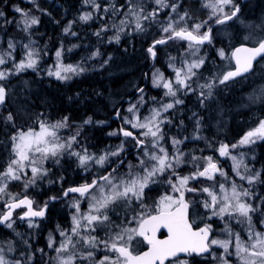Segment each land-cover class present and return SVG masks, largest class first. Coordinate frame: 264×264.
<instances>
[{"label":"snow or ice","instance_id":"snow-or-ice-1","mask_svg":"<svg viewBox=\"0 0 264 264\" xmlns=\"http://www.w3.org/2000/svg\"><path fill=\"white\" fill-rule=\"evenodd\" d=\"M85 4H90L96 10L102 7L97 0H85ZM154 4L156 7L151 11H146L143 0H125V3L119 6L112 4L111 24H102L100 30L94 34L100 37L103 32L115 29L116 34L109 42L118 43L120 33L124 32L125 28L132 26L135 32H144V22H156L160 13L165 8H170L168 22L161 25L159 38L153 40L147 52L155 60L158 46H178L183 50L179 67L176 65L177 57H169L168 67L174 74L173 78H166L159 69L153 75V87L163 89V97L172 98L171 101L159 102L160 107H153L148 115L142 116L140 109L144 97L141 95L139 103L130 104L127 108L128 116L121 117V113L117 111V118H121L122 123L128 127H121L118 132H109L108 135H123L125 141L115 150L98 157L89 154L86 149L83 152L74 149L73 145L78 143L79 131L67 139L58 134L61 129L69 127V118L66 116L49 123L41 113L32 120V125L28 126L27 130L23 127L16 128L12 112L0 118L16 128L10 136L8 159L5 164L0 165V225L14 230L13 225L16 219H19L27 221L29 228L38 227L37 218H45L49 201L61 198L51 196L49 201H45L41 206L27 195L31 186H36L48 176L45 163L50 159L58 164L64 155L75 157L78 166L88 172L93 165L104 168L110 157H120L124 152V143L130 139L134 141L133 147L137 150V163L130 165L127 173L119 175L116 168L110 171L106 169L91 182L62 191L65 198L76 194L79 199L72 204L75 211L71 216V227L59 229L62 239L58 246L52 235H49L47 247L56 253L50 260H54L55 264H78L80 261H92V264H188L182 254H207L212 255L221 264H264V231L254 230L252 224L253 214L260 212L264 215V205L256 206L246 202L244 198H252L250 190L238 186L234 181L230 182L222 164L213 156L193 154L189 159L177 147L183 141L175 137L171 139L174 150L169 152L164 146L166 141L163 130L165 124L171 123L163 114L184 102L178 97V93L186 95L196 92L198 88L200 103L203 105L204 101L213 95L217 83L226 84L249 72L257 58L264 59V35L250 34L245 37L246 40L252 41V46L241 44L231 51L230 56L223 49L218 50V56L221 60L228 61L229 67L214 75L211 80L198 83V80L203 78L199 75V70L205 64V59L200 56L201 48L212 43V27L209 21H214L216 25L226 24L237 17L240 6L235 0H203L202 7L208 10V19L189 24L188 21L192 18L187 12L178 14L177 4L169 3V0H154ZM110 9L103 7V12L108 13ZM14 10L23 17L24 31L27 32L39 23L38 18L30 16L22 8L16 7ZM173 13L177 15L174 17ZM3 15L4 13L0 12V16ZM79 19L88 22L93 16L92 13H84ZM99 19L104 20L105 17L100 16ZM70 28L71 24L64 29L65 34L70 33ZM261 28L264 31V26ZM202 29L205 30L201 31ZM70 34L76 35L75 32ZM25 47L29 50L23 60L13 63L11 69L0 70V81L27 69L36 70L38 53L28 45ZM8 48L14 50L15 45L9 42ZM62 55V51H56L57 62L54 68L48 70L49 76L66 81L85 70L80 65L63 64ZM98 55V51L92 53L93 58ZM188 56L193 59H187ZM9 59H12L11 52L0 55V65L7 64ZM232 63L234 67H231ZM138 91L142 94L144 90L141 88ZM6 98L7 89L0 84V105L5 104ZM84 123H91V119L85 120ZM258 141H264V119L245 132L237 143H221L216 149L220 158L233 161V175L240 181H247L249 185L254 184L260 174H242L240 168L243 161L232 155V150L256 144ZM118 163L122 165L123 159ZM185 165L192 169L187 175L180 171ZM12 182L23 183L25 193L14 194L9 191ZM154 184H167V188L163 195L148 204L146 189H150ZM81 200L87 202V211L82 210ZM199 207L204 209V213L195 211ZM20 209L23 211H18ZM195 217H199L201 221L205 217L208 221L213 218L221 220L227 238H213V225L204 222L203 226H200ZM233 221L248 225L246 240L241 233L233 231ZM261 226L264 227V221H261ZM101 230L105 231V238L100 237ZM2 243L0 242V245ZM142 244L147 246L146 250H138ZM81 247L85 251H81ZM213 247L222 249V254L216 256L212 251ZM93 250L103 251L104 255L94 259ZM8 251H15L10 243ZM40 251L44 252L43 249ZM0 264H24V261L9 260L4 254V247L0 246Z\"/></svg>","mask_w":264,"mask_h":264},{"label":"trees","instance_id":"trees-1","mask_svg":"<svg viewBox=\"0 0 264 264\" xmlns=\"http://www.w3.org/2000/svg\"><path fill=\"white\" fill-rule=\"evenodd\" d=\"M3 1L4 0H0V12L4 13V17L0 16V48H6L7 44H5V41L9 40V42H12L17 48L15 52L16 56L21 50L25 51V36L33 38L36 46L41 50L40 55L46 52L53 55V52L58 46L59 48L62 47L65 52L69 51L71 45L66 42L68 37L59 35V30L61 31L62 27L71 19L78 21L76 17H78L79 14L81 15V9L86 7L81 0H69L68 2L39 0L35 4L22 3L19 0ZM99 4L102 6L100 10L91 9L93 16L92 20L88 22L78 21V28H81L83 31H89V34L83 33L80 35L81 43L85 44L81 45L80 43L79 46V51L81 50L84 53L80 60L81 67L85 70L80 73L79 76H74L68 81H60L45 74V69L42 67L43 61H41L40 71L24 72L16 76V80L24 79L32 81L28 85L31 86L35 94L32 95L27 93L25 91L27 89L26 86L19 88L16 94H18V96L23 94L22 96L25 97V100L21 101L17 99L16 105H14L16 107H14L12 106V101L14 100L13 97L17 95H11L9 93L6 104L0 107V118L6 117L9 112H12L15 117L16 128L23 127L25 130L28 126L32 125V120L41 113L43 114V118L48 122L54 118L62 119L66 116L69 118L68 128L71 135H74L75 131H79L80 135L85 137L84 141H86L87 146L85 145L84 147L87 152L91 150L90 147H95V149L93 148L91 150V153L96 152V154H99L101 149H103V151L106 149L105 144L117 142L114 136H108V131L106 130L108 116L112 111L118 108V104H121L124 98L133 97V101L139 98L140 95L136 94V92L144 84L143 76L145 69L142 63L147 60V55L146 52L143 51L141 41L149 38H142V36L138 34L132 35L136 39V43L134 48H131L133 49L131 52L129 49L128 51L122 49L127 43L126 38L120 37L117 44L108 43V40L112 38V30L115 29L103 32L100 37H92V31H99L102 24H111V10L108 13L103 12V7H107V3L102 0ZM18 5L27 8L28 13H34L35 17L39 20V23L30 29L31 35L30 33H24L23 29L19 28L18 30L13 24L8 25L6 22L13 17V13L11 12L13 10L12 7ZM100 16H104L105 19H99ZM5 27H7L8 32H12L16 36L8 32L1 33ZM79 51L75 49L72 59L77 58L76 56ZM97 51L99 55L93 58L92 53ZM83 57L86 59L83 60ZM105 61H107V63H105ZM247 77L250 78V76ZM239 89L240 90L236 93L233 89L228 90L222 108L225 110L226 116L224 128H226L227 125L235 127V125L239 123L237 126L239 127L238 132L234 135L235 139H240L248 129L255 127L260 120L264 119V112H254L255 114L250 115L249 112H251L252 109H248L249 111H247L246 108L241 106V100H243L241 94L243 89ZM148 105H150V102H148ZM234 111H239V115H236ZM230 112V120H228ZM236 116L238 117L237 122L233 123ZM89 118L91 119V123L85 124L84 121ZM16 128H13L12 124H7L3 119H0V165L5 164L8 159L10 152L9 135L13 134ZM164 128L168 136L169 125L166 124ZM6 136H8V139L5 138ZM122 140L125 141V138H122ZM126 142L131 143L132 141L129 139ZM166 142H169V140H166ZM254 146L255 149L251 152L252 154L254 153V155L247 158V160L250 161L252 174H260L259 179L252 185V191L258 197V200L260 199L257 205L259 203L263 205L264 141H258ZM85 149L82 150L84 151ZM74 175L75 178L73 181H70V179L66 181V177L61 180V190L70 185L80 183L79 179H81V175L78 172ZM65 176H67L66 173ZM9 188L15 192L19 190L14 189L13 184H11ZM60 192L61 191L52 192V195ZM27 195L42 206L48 194L45 193L43 189L41 192H27ZM255 202H257V199ZM37 223L40 226L42 221H37ZM13 228L14 230L6 227L0 228V242H3L0 246L4 247L5 253L9 252V243L14 249H20L18 254H10V256L13 255L11 258L13 260H23L24 264H30L29 247L32 241L25 243L28 239L27 233L29 230L27 221L16 219ZM17 233H19V235H17ZM32 243L35 248L33 250L36 252L37 262H39V252L40 249H42V243L35 241ZM9 253H14V251ZM192 262H194L193 264H203L205 259H203V257H194Z\"/></svg>","mask_w":264,"mask_h":264},{"label":"rangeland","instance_id":"rangeland-1","mask_svg":"<svg viewBox=\"0 0 264 264\" xmlns=\"http://www.w3.org/2000/svg\"><path fill=\"white\" fill-rule=\"evenodd\" d=\"M4 1L7 2L6 0H4ZM19 1L22 2V3L35 4L39 0H31V2H30V0H19ZM101 1L102 0H97V3L101 2ZM103 1L107 3V7H109V9H110V4H109L110 0H103ZM81 2H83L85 4V0H81ZM235 3L237 4L236 0H235ZM85 5H86V7L84 9H81L82 10L81 11V15L84 14V13H92L91 9L93 7L90 4H85ZM154 5H155L154 4V0H151L150 4H146L145 5L146 11H151L153 9ZM16 7H20V6L18 5V6H13L12 7L13 10L11 12L13 13V17L8 19L6 22H7L8 25H11V24L15 25L16 28L19 30V28L23 29V24H22L23 17H21V15L19 13L15 12L14 9ZM20 8H22L25 12L28 13L27 8H24V7H20ZM43 12L46 13V11H43ZM205 12H206V16H207V19H208V15H209L208 10H206ZM161 13H166V11H162ZM46 14H49V13H46ZM29 15L35 17L34 13H30L29 12ZM81 15L79 14V16L76 17V19L78 18V21H80V22H82L79 19V17ZM3 17H4V15H3ZM78 21H75V20L71 19L62 27L61 31L59 30V35H62V36L65 35V36L68 37V39H66V42H68L69 45H71L70 46V49H72L71 51L65 52V50L62 47L59 48V46H58V48H56V50L53 52V55L49 54L48 52H46L43 55H40V51L41 50H40V48H38L36 46L35 42L33 41V38L32 37L28 38V37L25 36L26 40H25L24 47H25V45H28V46H30V48L32 50H34L36 53H38V65H37V68H36L37 71H40V69H41L40 64H41V61H43L42 62L43 63L42 67H44V69H45V74L47 76H49L47 74L48 70L51 69V68H54V65L57 62L56 56H55V53H56L57 50H60L63 53V55L61 57V61H62L63 64H65V65L72 64V65H80L81 66V60L80 59H82V55L84 53L81 50L79 51V48H80L79 46H80L81 42H80V37L78 39V35L80 36L83 33L89 34V31H86V30L83 31V30H81V28H78L79 27ZM118 22H119V20L117 19V23ZM188 23H190V22H188ZM209 23L212 25L214 23V21H209ZM69 24H71L70 33L71 32H77V34H78L77 38L75 36L71 35L70 33L69 34H65L64 29L69 27ZM76 24H77V26H76ZM250 24L251 23H249L247 21H244L243 19H238V20H234V21H232L230 23L219 25L215 29L216 32H217L216 33V37L224 40V44H222V49L229 56L231 54L232 41L234 40V38H233V29H235L237 26L240 27V30L241 31L243 30V33L239 36V40L241 42H248L249 43L251 40H246L245 37L249 36L250 34L251 35L255 34L253 29L251 31ZM34 26H32V27H34ZM32 27L30 29H32ZM30 29H28L27 32L24 31V33H30V35H31V30ZM6 32H8L7 31V27H5V29L1 33H6ZM112 32L113 33H111V36L113 37L116 34V31L112 30ZM8 33H10V32H8ZM94 33H96V31H92V37L95 38L96 35ZM12 34L14 36H16L14 33H12ZM137 34L141 35V32H135L134 28L132 26H129V27L125 28L124 32L120 33V37H123V38L127 39L126 40L127 43L125 44L126 47L124 46V48H122L123 50H127L128 51V49H129V50H131V52L133 51V49H131V48H134L135 43H136V39L132 35H137ZM19 36H22V35H19ZM109 40H108V43H110ZM12 41H13V39H12ZM111 43L112 44H117V42H115V41H113ZM0 44H1V35H0ZM5 44H7L6 45L7 47L6 48H0V55L4 54L6 52H11L12 53V59H9L7 64L0 65V70L11 69L13 63L23 60L25 55H26V53H27V51L29 50L28 48L25 47V51L21 50L18 53V55L16 56L15 52L17 51V48L15 47L14 50L9 49L8 48L9 40H6ZM82 44L83 43H81V45ZM73 45H75L76 47H73ZM83 45H85V44H83ZM75 49L77 51H79V53L76 56L77 57L76 59L75 58L72 59V56L74 54ZM5 58L7 59V57H5ZM85 59L86 58L83 57V60H85ZM187 59H188V57H187ZM219 59H220V57H219ZM189 60H191V59H189ZM221 61H222V63H219L218 67L213 69V72L215 74H217V75L222 73L224 70H226L227 67H229V62L228 61H224V60H221ZM231 67H233L232 64H231ZM258 70H259V72L257 73L256 76L251 77L250 79L247 77V78H245V80H241L238 84L234 85V86H236V88L243 89L242 94H241V97H243V100H241L242 101L241 106L246 108L247 111H249L248 109H252V111L249 112L250 115L258 113V112H264V64L260 65ZM29 71H34V70L27 69L24 72H29ZM156 71H157V69L156 70L154 69L152 71V73H151L152 79L150 81V85H151V88L157 89V91H158L157 92V96L155 94L154 95L155 100L153 98H151L150 100H147L145 102L144 108H143V106L141 107L140 110H143V109L144 110H148V113H145L144 116L148 115L153 107H157V108L160 107V103L159 102L164 101V100H166L164 102H170L171 99H172V98L163 97V91H164L163 89L153 87V83H152L153 75H154V73ZM160 71H162L165 74V77L168 78V79H171L174 76V74L171 71V69L160 70ZM24 72H22V73H24ZM79 75H74V76L77 77ZM16 76L17 75H11V76H9V78L7 80L0 81V84H3L6 88H8V94L10 93L11 95L12 94L17 95V96L13 97L14 100L12 101V106L16 105V100L17 99H19L21 101L25 100V97L22 96L23 94L21 96H18V94H16V91L19 90V88H23V87L26 86L27 89L25 88L26 89L25 91L27 93H30L32 95L35 94V92L31 88V86L28 85L32 81L24 80V79L16 80ZM74 76H72V78ZM50 77H52V76H50ZM53 78H55V77H53ZM66 81H68V80H66ZM218 85H220V84H218ZM229 89L232 90L233 88L231 86V83L227 82L226 84H224V93H225V95H226V93H228ZM139 102H140V97L138 99L134 100L132 103H129L127 106H125L124 110L127 112V108L129 107L130 104H137ZM148 102H150V105H148ZM176 106L173 109H175ZM14 107H16V106H14ZM256 107H259V108H256ZM233 110H236V109H233ZM128 115H129V113L127 112L126 116H128ZM58 120H61V119L54 118L53 120H50L49 123H54V122H56ZM238 125H239V123H237L235 125V127H237ZM75 128H74V130H75ZM25 130H27V129H25ZM163 130H164V132L166 134L167 133L166 129L163 128ZM248 130H250V129H248ZM133 131H135V130H133ZM76 132L77 131H75L74 133L76 134ZM58 134L64 139H67L68 137L72 136L71 133L69 132V128L61 129ZM11 135L12 134L9 135V138H10ZM224 136H225V141H228V138H231V134L227 133V130H225ZM78 137H79V141H78L79 143L78 144L80 146L77 145V149H78L77 151L83 152L82 149H85L84 145L87 146V143H86V141H84L85 140L84 136L79 135ZM5 138L8 139V136H6ZM165 139L168 140V137H166ZM116 143L117 142L112 143V145H111L112 147H110L109 151L115 150L121 144V142L118 145H116ZM125 144L127 145V143H125ZM164 146L169 150V152H172L174 150L173 146L171 144V141L164 143ZM90 148H91V150L93 149V147H90ZM254 149H255V146H254V144H252V145H246L244 147H239L235 151L232 152V155L236 156L238 160L242 159L243 163L241 164L240 171H241L242 174H244L246 176L253 175L252 171H251L250 163H249L250 161H248L247 158H249L250 156L254 155V153L253 154L251 153L252 150H254ZM91 150L88 151V153L93 155L94 153H91ZM183 153H185V152H183ZM99 155H100V153L97 155V157ZM110 158H118V157H110ZM64 160H66L67 164L72 165V170L71 169H66L65 170V173H66L67 176H65V175L63 176V174H59L58 172L56 173L57 168L60 165L61 166L63 165V161ZM136 163H137V154L134 156V162L132 164H130V163L127 164V166H126L127 170L125 171V173H127L130 165H135ZM232 164H233V161L231 159H225V161H224V163L222 165L224 170H225V172L228 174V176L230 178V182L234 181L238 186H241L242 188H248L250 190V192L252 193V198L251 199L244 198L246 200V202L251 203V204L256 205V206L262 205L260 203L257 205V203L260 201V199L258 200V197L252 191V185L253 184L249 185L247 183V181H240L238 177H235L233 175ZM47 166L50 167L51 173L54 174V175H51L49 177L47 176L46 178H44L43 181L38 182V184L36 186H31L27 190V192H30V191H32V192H37V191L41 192L44 189L45 193H47L49 196H50V194L51 195L53 194L52 192L61 191L60 193H62V191L64 189L61 190V180L64 177H66L65 178L66 181L68 179H70V181H73L74 178H75V175L73 173L80 171V175H81V177H83L82 178V182H87V181L91 180V179H89L91 177V174H93L94 177H95V175L97 176L98 175L97 173L101 169L100 166L93 165L92 168L88 172H85L83 169H81L78 166V163H77L75 157H70V156H67V155H64L62 158H60V162L58 164L50 159L49 161H47L45 163V167H47ZM61 168L62 167H60V169ZM188 169L190 170L189 166L185 165L182 169H180V171L182 172V174L187 175L189 172L187 174H185V173L188 171ZM11 184L14 185V189H19V190H17L15 192V191L10 190L11 188H9V191H11L12 193H14V194H16V193L24 194L25 193V188H24V184L23 183H21V182H12ZM162 187H165V188H162ZM166 188H167V184H161V186H160V184L151 185L150 189H146L147 203L148 204H152L159 196L164 194V191H165ZM156 190L160 191V195L158 197H157ZM48 195H47V198L44 199V202L48 199ZM189 195H190L189 198H191V194H189ZM77 199H78V197H77ZM256 199H257V202H255ZM75 200H76V197H71L70 199L65 201L62 206H60L59 204H55L53 206V209L55 211H59V213H61L65 217V227H64V229H69L71 227V216H72V214L75 211V209L72 207V204L74 203ZM262 200L264 201V198H262ZM263 205H264V203H263ZM57 206H59V209H57ZM82 206H85V207H82ZM60 207L62 209H60ZM81 208H82L83 211H87V202L86 201H82L81 200ZM19 211H23V210H19ZM195 211H198L199 213H204V209L202 207H199V208L195 209ZM59 213H58V216L61 215ZM54 218H56V214L54 215ZM195 219L200 224V226L203 225L204 222L211 223L213 225V229H214L213 238H218V239H226L227 238V236L223 232L224 223L221 220L213 218V220L208 221L206 219V217H205V219L203 221H201V219L199 217H195ZM261 221H264V215H261L260 212H257L255 214H253L252 224H253L254 230L264 231V227L261 226ZM231 223H232L233 231L241 233L242 236H243V239L246 240L247 239L248 225L246 223L237 224L234 221L231 222ZM44 226L45 225L41 224L37 228H34V227L33 228H29L28 227V223H27V227L29 229L28 233H27V237H28L27 242L35 241V242L42 243V246H47V244H48L47 241H48L49 235L52 234L53 231H51V230H53V229L50 228V227H48V229H46V226L45 227ZM54 234H55V232H54ZM99 235H100L101 238H105V231L101 230L99 232ZM133 243H135V242H133ZM19 250L20 249H15L14 253H9V252L5 253L4 252V254H5L6 258H8L9 260H13L11 258V256H13V255L10 256V254H18ZM81 251H85V250L81 247ZM93 251L95 253L94 259H99V258H101L104 255L103 251H97V250H93ZM212 251H213V253L216 256H219L223 252L222 249L215 248V247H213ZM55 255H56L55 252L52 253L51 255H49L47 257V263L46 264H55L54 260H50V257H54ZM193 258L194 257H192V258H183V259H186L188 261V264H193L194 263V262H192ZM203 259H205V262L203 264H221V262L218 261L217 259H214L212 255L204 257ZM233 259H234V257H233ZM78 264H92V261H80V262H78Z\"/></svg>","mask_w":264,"mask_h":264},{"label":"flooded vegetation","instance_id":"flooded-vegetation-1","mask_svg":"<svg viewBox=\"0 0 264 264\" xmlns=\"http://www.w3.org/2000/svg\"><path fill=\"white\" fill-rule=\"evenodd\" d=\"M58 1L68 2L69 0H58ZM236 1H237V4L240 6V12L238 13L237 17L234 18L232 21L243 19L244 21L251 23L250 29L251 31L253 29V31L255 32L254 35H264V31H262V28H261V26H264V0H247L246 2H243V0H236ZM150 2L151 0H143V3L145 5L150 4ZM124 3H125V0H110L109 2L110 6L112 4H116L118 6ZM169 3L177 4L178 14H183L185 12L189 14V16L192 18L188 21L190 22L189 24H192L193 22L198 23L203 20H207V16L205 12L207 9L202 7L203 0H169ZM155 7L156 5H154L153 8ZM163 11H166V13H161L157 17L156 22H151V23L144 22L145 31L141 32V35H140L142 36V38H145V37L149 38L147 40L143 39V41H141L143 51H145L147 55V60L142 63V66L144 67L145 72L143 76L144 84L142 85L141 88L144 91L142 94L141 93L138 94L140 96L143 95L144 97L143 108L145 106V102L147 100H150L151 98H154L155 94L157 96V92H158L157 89L151 88V85H150V81L152 79L151 77L152 71L154 69L155 70L156 69H159V70L170 69L168 67L170 56L177 57L176 65L177 67H179L180 58L183 55V50L179 49L178 46L171 47L168 45H161V46H158L159 51L157 53L155 60L153 62L151 61V57L147 52V48L152 44L154 39L159 38L160 31H161V25L166 24L168 22V13L171 11V9L165 8ZM172 15L175 17L177 14L173 13ZM232 21H228L227 23H230ZM217 26L219 25H216L214 26L215 28L214 27L212 28V43L205 44L201 48L200 56L205 59V64L199 70V75H202L203 78L199 79L198 83H203L205 80H211V78L214 75H217L213 72V69L217 68L219 63H222L217 53H218V50L222 49V44H224V40L216 37L217 32L215 29L217 28ZM204 30L205 29H202L201 31H204ZM75 33H76L75 37H77L78 34L77 32ZM242 33H243V30L241 31L240 27L238 26L235 29H233L234 40L232 41L231 51L235 47L240 46L241 44L252 46V41L248 43V42H241L239 40V36ZM79 37L80 36L78 35V38ZM188 59H193V57L188 56ZM262 64H264V59H260V58L254 63L253 70L251 74L249 75L250 78L257 75V73L259 72L258 69L260 65ZM232 65L234 67V63H232ZM245 78L247 77L233 79L228 82V83H231V86L235 93L239 91V88H236V86L234 85L238 84L241 80H245ZM6 89H7V97H8V88ZM199 91L200 90L197 88L196 92L194 93H188L186 95L184 93H178V97L184 101L183 104L177 105L175 109H172L168 113L163 114L165 117H167L171 121V123H168L169 134L168 136L165 134V138L168 137L169 141H171L173 137L182 140L183 143L178 145L177 147L182 152H185L186 156L189 159L191 155L193 154L197 156L211 155L214 157V159L219 160L220 163L223 165L226 158H223V159L220 158L216 149L220 146L221 143L228 144V145L237 143L239 139H235L234 135L238 132L239 127L227 125L226 126L227 129L224 128V123L226 121L225 120L226 119L225 110L222 109L224 105V98H225L224 85L217 84V86L213 89V95L209 99L205 100L203 105L200 103ZM132 101L125 103V104H123V101H122L121 104H118V108L109 114L108 120H107V126H106V130L108 131V133L113 132V131L118 132L121 127H125V128L128 127L127 125H124L122 123L121 118H117L116 113L117 111H119L121 113V117H126L127 112L124 110V107L127 106L129 103H132ZM1 106L2 105H0V107ZM140 112L142 116H144L145 113H148V110L143 109V110H140ZM234 113L236 115H239V111H234ZM230 114L231 112L229 113L228 120H230ZM235 122H237V116L235 118ZM252 128L254 127H251L250 129ZM225 129L227 130L229 134H231V138H228V141H225V136H224ZM195 136H199L200 138L194 139ZM122 138H124L122 135L115 136V139L117 140L116 145L124 141L122 140ZM77 140L79 141V137H77ZM78 143H76L73 146L74 149H77V145L80 146ZM125 143H124V152L121 153V156L118 158H110L109 162L106 163L104 168H101L99 170V172L97 173L98 175L97 176L95 175V177H98L99 175L103 174L106 169L110 171L112 168L117 169V174L123 175L125 173V171L127 170L126 169L127 164L129 163L132 164L134 162V156L137 154L136 148L133 147L134 141H132L131 143H127V145ZM111 145L112 144H105L106 149L104 151L103 149H101L100 155L104 154L105 152H108L110 147H112ZM93 148L95 149V147ZM236 149L232 150V152L235 151ZM93 155L97 156L98 154H96L95 152ZM124 158H125L124 163L122 165L119 164L118 163L119 160L124 159ZM47 167L46 168L48 169V177L51 175H54L51 173L50 167L49 166ZM60 167L62 168L60 169ZM66 169L72 170V165L67 164L66 160H64L63 165L62 166L60 165L57 168L56 173L58 172L59 174H63L64 176ZM191 170H192L191 168L190 170L188 169V171L185 174H187ZM75 173L76 172H74L73 174ZM78 173L80 174V171ZM93 178H94V175L91 174V177L89 179L92 180ZM79 180H80V183L73 184L68 187L85 183V182H82V177ZM91 180L87 182H91ZM162 188H165V187H162ZM156 192H157V197H158L160 195V191L156 190ZM51 196L61 197L62 193H57L55 195H50V196L48 195L47 201H49V197ZM71 197H76L77 199L78 196L76 194H73L67 198H63V199L60 198L57 202H51V204L48 207V211L46 213L45 218L42 220H37V221H42L41 224L45 225L46 229H48V227L53 229L51 230L53 231L51 235H52V238L56 241L57 246L60 240L62 239L59 236V229H64L65 217L64 215L59 213V211H55L53 209V206L55 204H59L60 206H62L63 203L67 201L68 199H70ZM82 207H85V206H82ZM57 209H59V206H57ZM60 209L62 208L60 207ZM58 213L61 215L58 216ZM55 214H56V218H54ZM32 242L30 243V247H29L30 264H46L47 257L54 252L51 249H49L47 246H41L44 252H41V251L39 252L40 261L37 262L38 260L36 258V252L33 250L35 248ZM146 247H147L146 245L142 244L140 249L138 250H145ZM182 258H192V257H182Z\"/></svg>","mask_w":264,"mask_h":264},{"label":"water","instance_id":"water-1","mask_svg":"<svg viewBox=\"0 0 264 264\" xmlns=\"http://www.w3.org/2000/svg\"><path fill=\"white\" fill-rule=\"evenodd\" d=\"M247 0H243V2H246ZM214 26H216V24H214L213 26H212V28L214 27ZM249 46V45H248ZM239 47V46H238ZM259 58H257V60H258ZM256 60V61H257ZM151 61L153 62L154 60L151 58ZM256 61H254L253 62V67H254V63L256 62ZM253 67H252V69L249 71V72H247V73H244V74H242L241 76H239V77H236L235 79H238V78H242V77H245V76H247V75H249L251 72H252V70H253ZM137 93H139V91H137ZM133 99V97H130V98H125L124 100H123V103H127V102H129V101H131ZM123 136V135H122ZM125 160V158L123 159V161ZM75 186H78V185H75ZM71 187H73V186H71ZM69 188V187H68ZM67 189V188H66ZM70 195H73V194H70ZM63 198H65V197H63V196H61V199H63ZM59 200V199H58ZM58 200H56V201H50L49 202V205L51 204V202H57ZM49 207V206H48ZM48 211V210H47ZM37 220H42V219H39V218H37ZM3 227V225H0V228H2ZM165 235H166V233H165ZM146 250V249H145ZM207 254H205V255H203V256H206ZM193 256H195V255H193ZM182 257H189V256H183V254H182ZM196 257H200V256H196Z\"/></svg>","mask_w":264,"mask_h":264},{"label":"bare ground","instance_id":"bare-ground-1","mask_svg":"<svg viewBox=\"0 0 264 264\" xmlns=\"http://www.w3.org/2000/svg\"><path fill=\"white\" fill-rule=\"evenodd\" d=\"M212 26V25H211ZM218 27V26H217ZM215 28V27H214ZM241 39V38H240Z\"/></svg>","mask_w":264,"mask_h":264}]
</instances>
